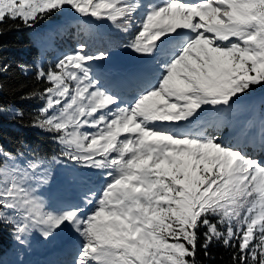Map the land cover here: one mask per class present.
Wrapping results in <instances>:
<instances>
[{
    "label": "snow or ice",
    "instance_id": "obj_1",
    "mask_svg": "<svg viewBox=\"0 0 264 264\" xmlns=\"http://www.w3.org/2000/svg\"><path fill=\"white\" fill-rule=\"evenodd\" d=\"M63 13L131 33L125 47L147 64L127 99L93 68L109 54L83 42L35 65L45 86L20 98L43 102L30 126L59 153L0 147V229L23 248L34 233L50 241L67 227L70 264H198L213 241L233 249V264H264V162L240 147L255 122L235 140L209 131L264 85V0H0V26ZM5 113L24 116L0 104ZM259 138L264 148V111ZM61 159L103 182L79 173L69 185L76 200L53 207L40 190Z\"/></svg>",
    "mask_w": 264,
    "mask_h": 264
},
{
    "label": "trees",
    "instance_id": "obj_2",
    "mask_svg": "<svg viewBox=\"0 0 264 264\" xmlns=\"http://www.w3.org/2000/svg\"><path fill=\"white\" fill-rule=\"evenodd\" d=\"M57 16L43 19L32 28H26L22 24L17 28L10 21L0 26L3 27V31L0 33V63L10 66L6 73H0V104L5 106L11 104L18 111L24 113L22 119H14L12 115H0V147L6 150L24 149L29 155L33 152L47 156L59 153V146L53 142L49 134L30 126L31 117L43 102L36 99L20 98L33 88L42 90L45 86L43 81H37L35 78V65L42 64L47 68L48 65L54 64L57 58L54 55L56 52L61 55L64 51H71L78 43L86 42L84 23L80 19H75L68 24L64 23L60 30H54L53 36L41 46L39 53V48L33 40L41 38L45 32V25L50 19ZM33 30L35 32L31 34ZM130 34L110 26L106 34L107 42L103 46H97L91 50H114L125 43L130 38ZM39 55H41L40 61H38ZM114 60L115 57L107 61L106 64L97 66L98 72H95L103 83L127 99L134 91L131 86L132 82L140 72V68L144 66L131 67L123 73L115 67ZM209 131L219 135L222 139L235 140L236 138V134L227 132L226 124L218 131L216 129H209ZM240 147L246 154L264 162V148L261 147L259 136L249 137L247 140L240 138ZM200 231L202 233L204 229L202 228ZM75 240L69 239L62 249L53 250L45 254L44 257L43 249L34 247V249L28 250L33 258L29 260L17 256H21L23 253H20L9 229L3 228L0 229V264H70ZM200 243H203V236L200 238ZM232 252L231 247L225 248L222 242L213 241L208 248V256L198 249L197 261L198 264H233Z\"/></svg>",
    "mask_w": 264,
    "mask_h": 264
},
{
    "label": "rangeland",
    "instance_id": "obj_3",
    "mask_svg": "<svg viewBox=\"0 0 264 264\" xmlns=\"http://www.w3.org/2000/svg\"><path fill=\"white\" fill-rule=\"evenodd\" d=\"M78 19L75 17H71L67 13L59 14L56 18L50 19L48 23L45 25V32L41 38H34V44L39 48V53L41 52V46L48 42V39L53 36L54 30L61 28V26L66 23H70L71 21ZM80 20L84 23V37L85 44L89 46L88 50L90 52H97L100 50H91V48H96L97 46H103L107 41V31L110 26L107 23H94V22H86L83 18ZM35 30L31 31L33 34ZM131 36V34H130ZM130 39V38H129ZM125 43L119 45L114 50L106 51L109 54V58L105 61H96L93 62V68L96 72H98L97 66H101L107 63V61L112 60L115 57L114 62L115 67L123 72L131 67H142L146 66L147 62L139 57L137 54L125 47L128 40ZM69 51H64L62 54L67 53ZM61 54V55H62ZM55 56L60 57L57 52L54 54ZM55 59V61L57 60ZM41 55L38 57V61H40ZM54 61V63H55ZM49 66V65H48ZM47 66V67H48ZM141 69V68H140ZM6 106H12L8 104ZM264 111V85L255 86L252 91L244 98L243 103L240 107H238L229 118L226 124V130L228 133L236 134V129L242 123L246 122H255L256 135L259 136V118L261 112ZM2 115H11L10 113H5ZM53 155H58L53 154ZM52 156V155H51ZM51 156H48L49 158ZM51 170L53 173V179L51 181L50 187H45L40 190L41 197L47 202L50 203L53 207H56L62 203L68 201H75L78 196V189L75 187H69L73 183L74 178L79 174L83 173L87 177L90 178V185L98 188L100 184L103 182L102 177L99 173L89 172L88 170L79 169L78 166L74 165L71 161L61 159L59 163H54L51 166ZM69 239H76L75 235L70 232V230L65 227L62 231H60L53 240L45 241L43 240L38 233H34L28 245L23 248L18 246L20 253H23L21 256L25 259L32 260V254L28 253V250L34 249V247L43 249V257L45 254L52 252L53 250H60L64 247ZM23 251V252H22ZM31 258V259H30Z\"/></svg>",
    "mask_w": 264,
    "mask_h": 264
}]
</instances>
